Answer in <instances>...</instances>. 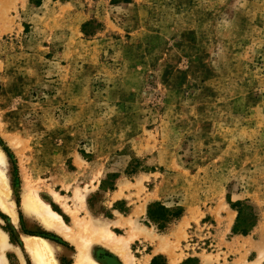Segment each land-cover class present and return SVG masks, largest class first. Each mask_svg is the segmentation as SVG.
Segmentation results:
<instances>
[{
	"label": "rangeland",
	"instance_id": "374dc122",
	"mask_svg": "<svg viewBox=\"0 0 264 264\" xmlns=\"http://www.w3.org/2000/svg\"><path fill=\"white\" fill-rule=\"evenodd\" d=\"M28 39L47 51L28 57ZM6 57L47 83L28 96L41 107L0 101L17 211L0 205V228L26 264L25 234L50 240L59 264L78 252L24 212L27 188L78 232L98 219L130 237L133 264H163V252L170 264H264V0H0ZM154 200L183 213L159 230L144 213ZM239 202L247 234L232 231ZM96 235L97 259L127 264ZM20 253L8 249L9 264Z\"/></svg>",
	"mask_w": 264,
	"mask_h": 264
},
{
	"label": "bare ground",
	"instance_id": "6f19581e",
	"mask_svg": "<svg viewBox=\"0 0 264 264\" xmlns=\"http://www.w3.org/2000/svg\"><path fill=\"white\" fill-rule=\"evenodd\" d=\"M6 164V156L0 150V205L17 221L16 204L9 199L10 184L5 171ZM79 201L83 204L84 198H80ZM22 209L26 214L38 217L46 227L64 233L72 242L76 243L78 252L73 264H103V261L97 259L92 253L95 234H97L96 238L101 240L103 244L115 252L117 251L127 264H133L128 249L131 238L115 235L101 220L89 221L85 226L83 225L84 231L80 230L78 232V230L66 224L61 214L52 209L50 203L42 199L35 189L29 188L24 191ZM63 237L65 236L63 235ZM24 245L30 253L33 264H59V260L55 255V246L47 238L25 234ZM13 248L18 249L8 239V233L0 228V264H9L6 251ZM22 261L25 264L23 257Z\"/></svg>",
	"mask_w": 264,
	"mask_h": 264
},
{
	"label": "crops",
	"instance_id": "0c3cea01",
	"mask_svg": "<svg viewBox=\"0 0 264 264\" xmlns=\"http://www.w3.org/2000/svg\"><path fill=\"white\" fill-rule=\"evenodd\" d=\"M25 43H26V45H29L32 48V50H33L31 52H27L26 51V54H27L28 57L35 58V57H38V56L44 54L45 51H47V50H40L39 48L42 49V47L46 49L47 45L41 43V45H39V47H38L37 45H38L39 42L36 41V40L35 41L34 40L30 41L28 39ZM7 58L8 57L1 58V60H0V85H1V88H0V101H5V102L6 101H12V102L14 101L15 103H17L19 101H24V100L28 101L29 100V101H31L30 105L32 107H34V108L38 107V106L41 107L42 103H41V105L37 104L36 101H33L32 98H29L28 96H29L30 90L33 87L46 86V84H47L45 82L46 80L43 79L41 74H39L34 79L29 78L27 76L20 77L16 72H14V70H10L9 69L10 66L7 63V61H8ZM18 66H20V64ZM62 100H63V98H55V99H53V100H51L49 102V105H51L52 102H62ZM80 137L81 138L79 139V141L81 139H86V137L83 138L82 134H81ZM72 155H73V161H76L78 165L84 166L83 157L79 154L78 151H76ZM148 204H145L144 213H145L146 216H147V206H148ZM200 209L204 211V214H209V206H206L204 209H203V207L200 206ZM210 209H211L210 213H215L216 212V209H215L214 206H211ZM223 209H225V208H223ZM228 209H230L229 205H228ZM132 210L137 212L136 205H133V204L131 205L130 211H132ZM223 212H224V210L221 211L222 214H224ZM14 246L17 247L16 245H14ZM13 249H16V248H13ZM18 250L19 249H17V251ZM155 255H157V254H155ZM162 255H164L163 258L165 259L164 260L165 263L166 264H170L169 256L165 252H163ZM22 257L23 256H21V260H22ZM153 257H154V255H153ZM153 257H151L150 263H151V260L153 259ZM180 261H182V259ZM22 264H23V261H22ZM103 264H105V263L103 262Z\"/></svg>",
	"mask_w": 264,
	"mask_h": 264
},
{
	"label": "trees",
	"instance_id": "16d2710c",
	"mask_svg": "<svg viewBox=\"0 0 264 264\" xmlns=\"http://www.w3.org/2000/svg\"><path fill=\"white\" fill-rule=\"evenodd\" d=\"M0 88H1V85H0ZM117 177H118V175H115L114 178H117ZM103 182H104V180H102V183ZM108 188L110 190L114 189V181H111V185ZM116 205L117 204L115 203V206ZM231 206L238 210L237 222L233 226L232 231L234 233L247 234L250 231V229L254 226V223L251 224V227L239 228V226L237 224H238L240 217L242 216V214L244 212V209L242 208V203L239 202V203L231 204ZM182 213H183V209L181 206L168 207L163 202H161L159 200L152 201L147 206L148 221L157 225L159 230H164L170 222H172L174 219L179 218L182 215ZM0 215H3V214L0 212ZM252 216H254V214H252ZM11 234H12V231H11ZM158 259H159V256H154L153 259L151 260L150 264H157ZM189 260H190V258H188L187 260L183 261L180 264H186ZM163 264H166L165 261ZM192 264H194V263H192Z\"/></svg>",
	"mask_w": 264,
	"mask_h": 264
}]
</instances>
